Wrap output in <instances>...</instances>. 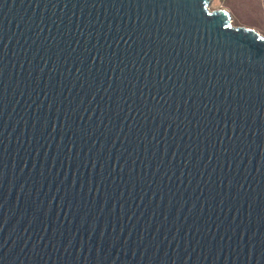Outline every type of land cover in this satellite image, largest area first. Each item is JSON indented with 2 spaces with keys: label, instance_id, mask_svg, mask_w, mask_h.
<instances>
[{
  "label": "water",
  "instance_id": "water-1",
  "mask_svg": "<svg viewBox=\"0 0 264 264\" xmlns=\"http://www.w3.org/2000/svg\"><path fill=\"white\" fill-rule=\"evenodd\" d=\"M211 0H0V264H264V35Z\"/></svg>",
  "mask_w": 264,
  "mask_h": 264
},
{
  "label": "rangeland",
  "instance_id": "rangeland-1",
  "mask_svg": "<svg viewBox=\"0 0 264 264\" xmlns=\"http://www.w3.org/2000/svg\"><path fill=\"white\" fill-rule=\"evenodd\" d=\"M209 8L227 9L234 25L252 28L264 35V0H211Z\"/></svg>",
  "mask_w": 264,
  "mask_h": 264
}]
</instances>
